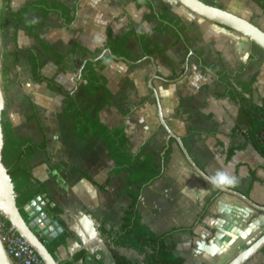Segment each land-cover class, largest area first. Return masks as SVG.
<instances>
[{
    "label": "crops",
    "instance_id": "crops-1",
    "mask_svg": "<svg viewBox=\"0 0 264 264\" xmlns=\"http://www.w3.org/2000/svg\"><path fill=\"white\" fill-rule=\"evenodd\" d=\"M33 1L12 0L11 7L18 10ZM54 1L74 7L67 0ZM161 1L185 22L187 35L192 40L191 47L183 42L175 43L171 36L159 34L156 31L159 21L145 19L150 10L145 6L137 7L131 0H81L71 29L59 15L51 13L38 32L54 52L66 54L76 43L92 50L102 49L109 30L114 35L125 34L130 30V21H134L150 35L155 45L165 48L164 56L147 57L138 42L132 39L129 46L131 60H114L109 64L103 74L108 79L111 102L101 112V120L110 127H125L133 152L152 154L156 167L162 171L161 176L144 189L139 203L143 223L157 235L182 228L167 242L175 243V255L183 258L185 264H228L264 234V212L205 181L189 164L178 143L169 138L160 124L157 101L149 86L154 72L150 58L158 66L159 78L154 80V85L165 120L183 139L192 158L210 176L224 171L236 177L235 186L228 188L264 206V159L249 144L227 161V148L231 144L245 143L244 136L232 137L239 106L220 97L225 87L219 83L218 75L202 64L239 73L244 81L258 75L254 101L261 106L264 51L245 36L194 14L177 0ZM202 1L247 19L264 31V12L255 0ZM28 17L43 21L40 14ZM18 44L39 54L43 75L54 78L82 99L86 110L98 106L108 97L103 93L95 99L85 95V82L80 77L84 62L77 73L59 74L53 54H45L39 42L28 36L24 26L20 28ZM252 54L256 59L249 64ZM50 69L51 74L47 73ZM27 72L33 83L28 85L30 89L21 83V80L26 82ZM15 77L29 109L26 124L35 123L38 132L21 137L14 130L16 136L29 138L36 144L43 141L39 123L30 119V97L39 110L48 137L47 153H37L29 164L35 180L46 188L40 196L46 195L50 199V204L42 212L53 222H58L62 229L61 234L51 241L44 236L45 243L53 246L62 234L67 236L53 255L57 262L89 264L87 259L92 258L96 264H118V254L133 264H146L150 250L139 252L117 247L113 242L124 212L131 204L123 193L126 173H112L113 162L101 141L80 140L73 135L62 117L64 99V107L58 110L56 98L60 95L50 91L45 83L33 81L31 64L25 52L20 55ZM47 91L51 93V134L44 120L50 109ZM14 101L16 103V98ZM27 128L25 125L24 129ZM262 135L264 137V132ZM72 167H79L105 190ZM38 233L42 231L38 230ZM97 255L101 259H97ZM247 264H264V249Z\"/></svg>",
    "mask_w": 264,
    "mask_h": 264
},
{
    "label": "trees",
    "instance_id": "trees-1",
    "mask_svg": "<svg viewBox=\"0 0 264 264\" xmlns=\"http://www.w3.org/2000/svg\"><path fill=\"white\" fill-rule=\"evenodd\" d=\"M3 1L5 12L1 23L4 26L13 25L14 27L12 35L15 44V49L12 52L14 65L17 66L20 63L21 53H27L31 64L33 81L45 83L50 91L56 92L64 98L65 107L62 117L70 126L73 135L80 140L88 138L101 141L106 149L107 156L113 162L112 173L114 175L126 173V189L123 193L131 200V204L124 212L122 224L113 239L114 244L117 247L132 248L139 252L150 250L151 253L147 256L146 264H185L183 258L175 255V243L169 244L167 242L176 231H180L182 228L157 235L143 223L139 212V203L144 189L158 179L162 173L156 167L154 156L146 151L134 153L133 144L125 131V127H110L102 122L100 116L101 112L111 102L108 79L103 72L114 60H131L129 46L132 39L138 42L147 57L164 56L165 48L155 45L150 35L144 32L138 23L130 21V30L125 34L114 35L109 30L107 42L102 49L92 50L87 46L76 43L66 54H60L53 51L47 40L39 34L38 28L45 23L51 13H56L63 19L66 27L71 29L77 19L78 6L81 0H67L74 5L73 8L54 0H34L18 10H14L11 7L12 0ZM131 1L135 2L139 8L145 6L150 10L145 19L149 22L159 21L160 24L156 28L159 34L171 36L175 43L183 42L187 47L192 46V40L187 35V26L183 19L179 15L172 13L169 7L161 0ZM255 2L264 12V0H255ZM36 14H40L43 18L42 22L28 17ZM22 26L25 27L29 37L39 42L45 54H53L59 74L77 73L80 65L85 60H88L82 71V79L85 82L83 85L85 95L95 99L99 94L103 93L108 95V97L98 106H93L86 110L83 107L82 99H79L54 78L43 75V64L39 54L31 49L21 48L18 44L19 31ZM106 49L111 50L113 57L105 54L97 62L93 61ZM199 57L201 58L202 55H199ZM255 59L256 57L252 54L248 63L250 64ZM202 64L216 73L219 77V83L225 87V92L220 97L227 98L239 106L232 137L244 136L245 143L231 144L227 148V161H230L238 150L249 144L264 159V137L262 135L264 132V96L261 99V106L254 101V94L258 90V75H254L249 81H244L240 79L239 73L216 69L204 62ZM29 99L32 110L30 119L39 123L43 134V141L40 144L34 143L29 138L17 137L12 124L4 119L2 120L4 133L3 164L8 170L14 185L17 206L27 222H31L32 219L26 211V206L46 191L45 186L35 180L29 161L37 153H47L48 151V137L40 119L39 110L35 102L30 97ZM72 169L87 178L95 186H98L102 191L105 190V187L99 186L91 176L79 167H72ZM0 222L6 229L12 227L11 222L3 215H0ZM66 237L65 234H62L53 243V246L50 243H46L47 248L53 255ZM116 259L118 264H133L118 254H116Z\"/></svg>",
    "mask_w": 264,
    "mask_h": 264
},
{
    "label": "water",
    "instance_id": "water-1",
    "mask_svg": "<svg viewBox=\"0 0 264 264\" xmlns=\"http://www.w3.org/2000/svg\"><path fill=\"white\" fill-rule=\"evenodd\" d=\"M182 6L190 10L194 14L209 20L215 24L229 28L250 40L253 44L258 46L264 51V31L256 26L253 22L244 19L236 14H233L229 11L221 9L216 6L209 5L202 0H177ZM105 54H108L113 57L110 49L104 50V52L95 60L97 62ZM2 55V44L0 37V61ZM153 61L154 72L149 81V86L153 91V94L157 101L158 114L161 126L168 133L169 138L174 139L183 154L185 155L187 161L192 166V168L201 176L204 177L210 176L207 174L192 158L191 154L187 150L183 139L172 131L168 126L163 110L161 107V101L159 94L155 88L154 80L158 79V66L155 63L153 58H150ZM124 60V59H122ZM88 60H85L80 69V77L82 76V71L86 66ZM80 79V78H79ZM4 110V102L1 91V81H0V211L5 214V217L11 222L12 226L15 228L17 233L26 239L29 244L36 250L40 258L44 261L45 264H59L53 254L49 251L46 246L45 240L41 235H44L48 240H53L59 236L62 232V229L58 222H53L47 217L45 212H42L50 204V199L46 195L38 196L33 201L26 206V211L28 212L31 222H27L20 212L17 201L16 193L12 180L8 174V170L3 164V148H4V133L2 125V115ZM205 180V179H204ZM206 181V180H205ZM210 184V183H209ZM212 185V184H211ZM213 186V185H212ZM215 187V186H214ZM223 193L233 195L241 200H243L250 207L254 208L257 211L264 212V206L254 202L251 198L245 194L231 189V188H217ZM53 230H52V229ZM38 230L42 231V234L38 233ZM55 230V231H54ZM264 249V234L259 237L255 242L248 246L245 250L235 256L228 264H247L252 260L258 253ZM89 264H96V261L92 258L87 259ZM0 264H12L8 259L3 245L0 241Z\"/></svg>",
    "mask_w": 264,
    "mask_h": 264
},
{
    "label": "rangeland",
    "instance_id": "rangeland-1",
    "mask_svg": "<svg viewBox=\"0 0 264 264\" xmlns=\"http://www.w3.org/2000/svg\"><path fill=\"white\" fill-rule=\"evenodd\" d=\"M24 5V4H23ZM5 8H4V1L0 0V37H1V44H2V55L0 61V81H1V91L3 96L4 102V110L2 119L7 122H10L19 136H25V134H35L37 132V126L35 123H27L25 120L26 114L29 113L27 101L21 95L20 88L16 82V72L19 71V64L17 66L13 63V56L12 52L14 51V42L12 39L13 35V26L8 25L4 26L1 23V20L4 16ZM32 44V43H31ZM34 45V44H32ZM36 46V45H34ZM21 69V68H20ZM47 73L51 74V69L47 70ZM22 85L30 89L28 86L33 85L32 80L30 78L29 72H27L26 82L25 80H21ZM45 88L44 86H42ZM18 94V95H17ZM47 98L50 102V109L47 111V114L44 115V120L48 124V132L51 134V93H48ZM47 96V97H48ZM19 97H22V101H19ZM16 98V103L14 101ZM64 99L62 96L56 98V104L58 110L64 107V103L62 102ZM28 127L26 130L24 127Z\"/></svg>",
    "mask_w": 264,
    "mask_h": 264
},
{
    "label": "built area",
    "instance_id": "built-area-1",
    "mask_svg": "<svg viewBox=\"0 0 264 264\" xmlns=\"http://www.w3.org/2000/svg\"><path fill=\"white\" fill-rule=\"evenodd\" d=\"M0 215L5 217L2 212ZM41 236L44 237V235ZM0 241L12 264H45L36 250L17 233L13 226L6 229L0 222ZM97 259H101V256L97 255Z\"/></svg>",
    "mask_w": 264,
    "mask_h": 264
},
{
    "label": "clouds",
    "instance_id": "clouds-1",
    "mask_svg": "<svg viewBox=\"0 0 264 264\" xmlns=\"http://www.w3.org/2000/svg\"><path fill=\"white\" fill-rule=\"evenodd\" d=\"M204 179L213 186L222 189L235 186V184L237 183L236 177L231 176L224 171H217L214 175L204 177Z\"/></svg>",
    "mask_w": 264,
    "mask_h": 264
},
{
    "label": "bare ground",
    "instance_id": "bare-ground-1",
    "mask_svg": "<svg viewBox=\"0 0 264 264\" xmlns=\"http://www.w3.org/2000/svg\"><path fill=\"white\" fill-rule=\"evenodd\" d=\"M0 212H2V211H0ZM3 213V212H2Z\"/></svg>",
    "mask_w": 264,
    "mask_h": 264
}]
</instances>
